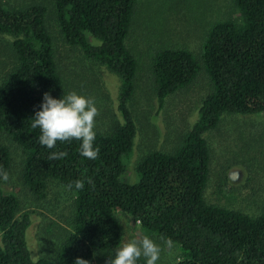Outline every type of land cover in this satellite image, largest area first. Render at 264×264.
Listing matches in <instances>:
<instances>
[{
    "label": "trees",
    "instance_id": "16d2710c",
    "mask_svg": "<svg viewBox=\"0 0 264 264\" xmlns=\"http://www.w3.org/2000/svg\"><path fill=\"white\" fill-rule=\"evenodd\" d=\"M137 0H54L59 34L53 39L41 4L5 5L0 1V264H108L122 241L121 212L147 234L178 249L170 264H264V204L255 215L208 202L205 189L210 148L205 134L225 114H264V0H224L228 17L205 23L199 54L184 47L157 51L149 65L161 109L165 99L193 81L201 68L210 92L197 119L172 152L149 151L136 160L138 182L122 180L132 160L137 121L129 109L138 63L126 39ZM203 2H218L207 0ZM78 51L119 79L120 116L96 125L95 160L79 155L80 141L57 142L48 150L38 143L31 123L43 94H66L58 67V44ZM72 59V58H71ZM93 81L86 90L102 95ZM101 123V122H100ZM50 151L67 156L49 160ZM16 174L29 196L68 200L64 226L44 238L32 258L27 240L29 214L20 213L17 190L7 188ZM84 188L77 190L75 182ZM68 191L72 200L55 188ZM50 210H56L49 206ZM53 233L50 232L49 235ZM138 264H145L144 258Z\"/></svg>",
    "mask_w": 264,
    "mask_h": 264
},
{
    "label": "rangeland",
    "instance_id": "374dc122",
    "mask_svg": "<svg viewBox=\"0 0 264 264\" xmlns=\"http://www.w3.org/2000/svg\"><path fill=\"white\" fill-rule=\"evenodd\" d=\"M0 1L8 6H45L46 26L52 41L57 38L56 34L60 36L54 15V0ZM192 1L198 3L207 0H137L135 4L126 45L138 63L135 93L128 104L138 128L132 160L122 176L126 183L138 182L139 174L134 163L144 154L153 150H174L181 135L197 119L203 97L211 91L208 78L201 68L191 83L168 96L163 107L159 109L150 78L149 65L157 51L165 47H184L199 54L205 23L211 25L222 21L231 12L228 4H222L224 0L198 5H194ZM57 44L58 67L66 94L76 91L94 99L98 109L95 127L106 124L109 117H119L118 77L105 67L84 60L78 51L64 49L60 39ZM95 80L100 93L107 94V97L102 95L101 100L94 95L92 89L86 90ZM205 138L210 148L209 172L204 193L206 200L243 213L257 214L264 204V114H225L220 124L209 130ZM17 173H10L7 188L18 191L20 213L29 214L31 217L27 240L31 256L36 259L41 251L50 252L42 249L43 239L54 238L55 229L64 226L69 202L64 200L66 203L57 208L61 202L57 203L51 194L44 201L31 198L23 185L15 180L19 179ZM55 191L65 199L72 200L70 193L63 188H55ZM49 206H54L56 210H50ZM118 217L122 228L121 245L131 239L142 240L148 236L161 248L157 264H170L176 259L179 251L174 244L169 246L168 242L156 234H147L139 228L138 223L121 212H118ZM50 232L53 234L49 235Z\"/></svg>",
    "mask_w": 264,
    "mask_h": 264
},
{
    "label": "clouds",
    "instance_id": "9594fccd",
    "mask_svg": "<svg viewBox=\"0 0 264 264\" xmlns=\"http://www.w3.org/2000/svg\"><path fill=\"white\" fill-rule=\"evenodd\" d=\"M98 115L94 99L76 91L54 97L50 92L43 94L39 109L31 118V128L39 129L38 143L48 150L56 149L57 142L80 141L79 155L95 160L99 148L95 146V118ZM67 156L65 151H50L49 160H59ZM0 179H9L6 171L0 170ZM77 190L84 188L82 181L75 182ZM171 246V241H168ZM161 248L148 236L142 240L131 239L116 249L108 264H138L141 257L145 264H157ZM84 260L77 259L75 264Z\"/></svg>",
    "mask_w": 264,
    "mask_h": 264
}]
</instances>
